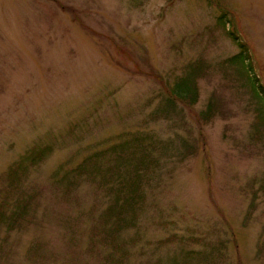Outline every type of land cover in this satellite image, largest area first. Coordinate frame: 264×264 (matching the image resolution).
Listing matches in <instances>:
<instances>
[{"label":"rangeland","instance_id":"1","mask_svg":"<svg viewBox=\"0 0 264 264\" xmlns=\"http://www.w3.org/2000/svg\"><path fill=\"white\" fill-rule=\"evenodd\" d=\"M218 1L237 17L264 85V0ZM215 2L0 0V202L29 196L33 214L11 233L0 226V264H107L95 234L108 196L87 180L59 186L54 175L130 132L197 148L159 168L138 226L124 233L133 241L125 264L167 262L219 240L217 264H264V136L256 99L219 65L238 49L217 28L225 8ZM198 58L211 65L198 101L153 115ZM212 95L221 106L204 120ZM41 146L52 152L10 189L11 169Z\"/></svg>","mask_w":264,"mask_h":264},{"label":"trees","instance_id":"2","mask_svg":"<svg viewBox=\"0 0 264 264\" xmlns=\"http://www.w3.org/2000/svg\"><path fill=\"white\" fill-rule=\"evenodd\" d=\"M217 0H212V2ZM215 2V3H216ZM225 8L222 3L217 2ZM217 28L222 29L237 47V52L219 62L228 77L232 71L239 82L247 88L257 102V119L259 135L264 136V85L253 76V65L250 48L236 27L235 14L220 8L216 19ZM210 63L204 58H198L185 66L184 73L178 75L172 85L168 87L167 96L163 105L157 107L153 115L163 114L170 117L176 112L178 101L186 104H195L199 99V80L210 72ZM221 104L214 95L208 101L201 115L204 120L215 117ZM178 150L174 139H163L154 134L145 132H130L122 134L117 142L107 148L95 150L87 155L76 166L66 169L61 175V169L56 171L59 186L75 188L83 180L94 183L98 189L108 196V202L99 215V224L95 234L98 246L101 244L103 259L107 264H125L130 259L129 246L131 239L124 233L136 228L143 214L148 197V188L160 173L159 168L165 159L180 155L182 157L193 154L194 148L186 140ZM52 152L51 146L32 148L17 162L16 167L9 172V187L15 189L19 170H26L29 166L37 165ZM32 203L29 196L4 199L0 202V226L7 233L18 230L22 224L33 217ZM194 241L200 239L189 238ZM192 240V241H193ZM185 239L179 238V242ZM172 242L171 238L159 241L160 246ZM206 249H187L180 255L172 256L167 262L162 259L155 264H217L224 256V241L207 243ZM2 244L0 242V251ZM100 247V246H99ZM36 251L33 247L31 251Z\"/></svg>","mask_w":264,"mask_h":264}]
</instances>
